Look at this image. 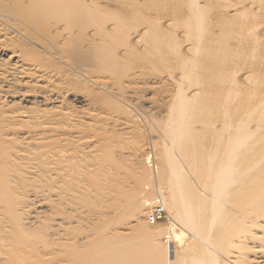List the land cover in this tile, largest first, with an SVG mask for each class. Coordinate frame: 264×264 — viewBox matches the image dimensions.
<instances>
[{
    "label": "bare ground",
    "instance_id": "1",
    "mask_svg": "<svg viewBox=\"0 0 264 264\" xmlns=\"http://www.w3.org/2000/svg\"><path fill=\"white\" fill-rule=\"evenodd\" d=\"M131 67L160 73L158 116L119 78L93 101ZM0 96V264H264V0H0ZM141 127L157 201L114 147ZM149 209L192 237L173 261Z\"/></svg>",
    "mask_w": 264,
    "mask_h": 264
},
{
    "label": "rangeland",
    "instance_id": "2",
    "mask_svg": "<svg viewBox=\"0 0 264 264\" xmlns=\"http://www.w3.org/2000/svg\"><path fill=\"white\" fill-rule=\"evenodd\" d=\"M102 5L103 6L109 5V6H107L108 9H113L114 8L113 4H102ZM79 59L81 60L82 57L79 58ZM85 59H87V57ZM85 59L83 60L84 64L83 63H81V64H83V66L85 65L86 67L92 69L94 67V65L92 64L93 61H92V63L90 61V64H92L93 66H90V64L87 65V61L90 60V59H87V61ZM85 62H86V64H85ZM95 65H96V63H95ZM121 71L122 70H120V72H118V74H115V75L112 74V77L108 76L109 78L104 75V74H106L105 72H101L100 75H99V72L98 73H94V71H93V73H94L93 78L95 79L97 76L98 77H97V80L96 79L94 80L92 78H91V80L92 81L94 80L95 82L97 81L98 83L95 86L94 81H93L92 87H90L89 90H90L92 96L94 95L92 98H93V101L95 99V102H96L95 104L96 105L99 104L98 106L105 105V102H103V95H105L106 93L105 94H103V93L105 91H107V92L108 91H111V92L115 91V88L117 86H115L114 83L116 81H118V78H119V79H121L120 85H121V90H122V93H123V95L125 97V100H126L127 104L129 106L131 105V107L133 108V109H131V107H130V111L131 112L134 111V110L138 111L137 108H139V112L140 113L143 112L142 114H144V111L146 110L145 111V115H149L150 114L149 116H158L159 113H161L160 111L162 110V107H163L162 106L163 105V98L161 99V97H163V95H164L163 92H164V89L166 88L163 85V83L161 84L160 81L157 80L159 78L158 75L160 73L159 72L157 73V72H154V71L152 72L151 70H146L142 77H135V75H133V73L135 71V68H133V67L128 68V69H126V70H124L122 72ZM96 74H98V75L96 76ZM122 74H123V76H122ZM103 75L106 78H104ZM91 76H92V74H91ZM100 76H102L103 78L100 77ZM102 79H104V80H102ZM101 82L104 83V84L105 83L108 84V86L105 87V90H103V91L98 89L99 88L98 85ZM107 84H105V85H107ZM161 86L162 87L164 86L165 88H162ZM112 87H114V88H112ZM109 88H111V90H109ZM83 90H85V89H83ZM116 92H117V89H116L115 93ZM157 94H158V96H157ZM16 96H18V95H16ZM99 96L101 97V100H100ZM126 97H128V98H126ZM151 97H152V99H151ZM4 100H5V102H3V103H4V105H6V107H7L6 109L8 111H11V112L16 111L17 109L22 108L24 106L26 107V104L23 103V105H22V102L20 103V100L17 99V98H15L13 100H11V99H9V100L4 99ZM136 101L138 102L139 105L137 103H134ZM139 101H142V102H139ZM128 102H130L131 104L128 103ZM93 104H94V102H93ZM135 104H137V105L135 106ZM7 105H10V106H7ZM27 106H30V105H27ZM137 106H139V107H137ZM100 107H97V108H100L101 110H104V108H105V106L104 107L100 106ZM145 129H146V127L145 128L141 127L140 130H138V133L126 134L127 132H125L124 134H119L118 137H117L118 139L115 141V142H117V146L115 145L114 142H113L114 144L113 143L112 144L115 145L114 147H122L124 149L123 150L124 154L119 152V153H116V156H117L118 159H120V157H123V158L120 159V161L123 163V170H125L127 172L131 171L132 172L131 174L135 173V177H132L130 175V180L133 182V184L131 186L133 188L136 187V179H137V177H142L144 174H149V170H150V168H152V175H153L152 177H153V180H154L153 181L154 182V185H153L154 186V190H153V192H154V198L156 199L155 201H157V200L160 199L159 195H161V194H159V193H160L161 189H164V187L162 186V183L160 184V181H159L160 179H159L158 173H157L158 169H159L158 166L160 165L159 164L160 163L159 162L160 155L158 154V151L157 152H155V151L157 149H160L164 142H165V145L167 143L162 138V136L160 134H158L157 132L155 133L154 130H149V128H147L146 131H145ZM128 138H129V140H128ZM161 140L164 141V142L161 143ZM154 149H156V150H154ZM117 150H119V149H117ZM119 154L122 155V156H120ZM156 166H157V170L155 169ZM155 170H156V172H155ZM157 191H159V192H157ZM156 197L159 198V199H157ZM153 205L151 206V208L153 207ZM148 211H147V214L145 213V215L142 216L141 221L145 222L149 226V228L151 230L154 229L153 231L158 232L159 241H160L161 245H163V247L167 246L166 247L167 249L165 248V250H167V251L169 250V256L171 254V259L173 261L174 258H175V252L174 251L177 250L178 253H181L180 251H182L183 248H186L187 245L190 244V242H191L190 240H192V237H191L190 234H188L186 231H184V233H186V235H185L184 239L181 242L179 240H177L178 242L176 240H175L176 242H174L173 239L168 240V242H167L166 236L170 232L169 231L170 223L175 224V222L172 219L173 217L170 215V212L169 211L167 212V215H166L165 219H163L162 221L154 224L148 218L151 210L149 209ZM174 226L175 227H171V228H180L177 224H175ZM156 229H158V230H156Z\"/></svg>",
    "mask_w": 264,
    "mask_h": 264
},
{
    "label": "built area",
    "instance_id": "3",
    "mask_svg": "<svg viewBox=\"0 0 264 264\" xmlns=\"http://www.w3.org/2000/svg\"><path fill=\"white\" fill-rule=\"evenodd\" d=\"M164 213H165V210H162V211L155 210L154 214L150 217L152 223L156 224L159 221H161V219L164 216Z\"/></svg>",
    "mask_w": 264,
    "mask_h": 264
}]
</instances>
